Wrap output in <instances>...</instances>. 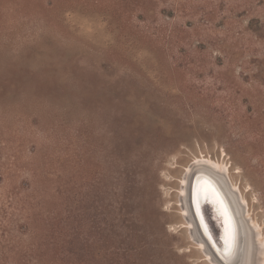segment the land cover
<instances>
[{
  "label": "rangeland",
  "instance_id": "374dc122",
  "mask_svg": "<svg viewBox=\"0 0 264 264\" xmlns=\"http://www.w3.org/2000/svg\"><path fill=\"white\" fill-rule=\"evenodd\" d=\"M203 155L264 229V0H0V264H225Z\"/></svg>",
  "mask_w": 264,
  "mask_h": 264
},
{
  "label": "bare ground",
  "instance_id": "6f19581e",
  "mask_svg": "<svg viewBox=\"0 0 264 264\" xmlns=\"http://www.w3.org/2000/svg\"><path fill=\"white\" fill-rule=\"evenodd\" d=\"M197 161L201 162L209 169L219 170V173L222 176L219 178L221 180H218V178L214 175H210L208 172L204 171L203 168L197 169L194 173L193 179H196L197 183L196 187L191 190V201L194 202L191 203V210L197 223L199 233L204 236L202 237L204 241L207 238H205L206 234L213 237L215 236L214 238L222 241V246L227 248L230 245V242L233 243L231 236L234 229V237L237 242L235 252L229 257V259L221 257V260L223 263L225 262V264H233L239 256H242L248 260L249 264H255V260L253 258L256 256H251L248 250L251 249L253 251L254 248L256 249V246H248L250 244L248 239H246L245 243H242V232L239 226L240 219L243 218L242 220L245 219L248 221V227L253 229V231L257 233L256 235H261L260 243L263 253L262 258L264 260V229L259 222L248 217L245 204L249 206V202L244 196L241 188H237L236 184L229 182L227 177L234 173L232 166H229L228 161H221L220 159L207 155H203V157L199 158ZM223 190H229V192H231L235 202L237 203V208L234 207V205H231V207L229 206L223 196ZM235 224L238 226L236 227ZM238 238H241L242 245L238 243ZM206 243L207 242L205 241V244ZM194 247L201 252V257L204 258L206 263L213 264L211 263L209 257L202 252L201 245L195 243ZM261 264H264V261Z\"/></svg>",
  "mask_w": 264,
  "mask_h": 264
},
{
  "label": "water",
  "instance_id": "95a60500",
  "mask_svg": "<svg viewBox=\"0 0 264 264\" xmlns=\"http://www.w3.org/2000/svg\"><path fill=\"white\" fill-rule=\"evenodd\" d=\"M193 174H190L189 175V177H188V179H189V183H191L192 182V185H193ZM188 190H189V188H188ZM187 205H188V207H189V210H190V212L192 211L191 210V207H190V204H189V202L187 201ZM191 217L193 218V215H192V212H191ZM195 223V226H196V222H194ZM197 227V226H196ZM198 229V228H197ZM198 234H199V232H198ZM196 238L198 237L197 235H194ZM199 236H200V234H199ZM206 238V237H205ZM206 242L208 243V245H210L211 246V248H212V250H213V252L217 255V257H218V259H220L221 260V258H220V256L217 254V252L214 250V248L212 247V245L210 244V242H209V240L206 238ZM254 253V252H253ZM222 261V260H221ZM225 263V262H224ZM244 264H245V261L243 262Z\"/></svg>",
  "mask_w": 264,
  "mask_h": 264
},
{
  "label": "trees",
  "instance_id": "16d2710c",
  "mask_svg": "<svg viewBox=\"0 0 264 264\" xmlns=\"http://www.w3.org/2000/svg\"><path fill=\"white\" fill-rule=\"evenodd\" d=\"M99 240H102V242H103V244L101 245V247H103L104 248V250L106 251L107 249H106V247H105V238H98L97 239V242L99 243Z\"/></svg>",
  "mask_w": 264,
  "mask_h": 264
}]
</instances>
